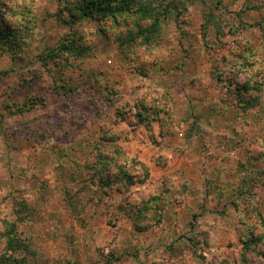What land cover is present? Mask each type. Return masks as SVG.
<instances>
[{
    "label": "rangeland",
    "instance_id": "obj_1",
    "mask_svg": "<svg viewBox=\"0 0 264 264\" xmlns=\"http://www.w3.org/2000/svg\"><path fill=\"white\" fill-rule=\"evenodd\" d=\"M73 5L0 0V258L264 264V0Z\"/></svg>",
    "mask_w": 264,
    "mask_h": 264
},
{
    "label": "trees",
    "instance_id": "obj_2",
    "mask_svg": "<svg viewBox=\"0 0 264 264\" xmlns=\"http://www.w3.org/2000/svg\"><path fill=\"white\" fill-rule=\"evenodd\" d=\"M71 2L75 3V6L81 13H83L84 15H91L93 16L94 12H99L100 10L98 9L99 6V0H70ZM1 40H3V36H1L0 38ZM81 49H84V46H79ZM82 51V50H81ZM83 54V51L81 53ZM127 179L130 180V178L127 177ZM5 257V255H4ZM3 257L0 258V264H5V261L2 260Z\"/></svg>",
    "mask_w": 264,
    "mask_h": 264
}]
</instances>
